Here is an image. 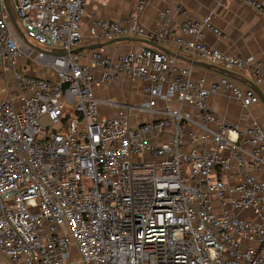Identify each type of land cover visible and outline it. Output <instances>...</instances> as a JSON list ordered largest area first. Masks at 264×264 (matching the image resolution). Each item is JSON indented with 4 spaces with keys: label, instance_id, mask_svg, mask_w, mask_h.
Wrapping results in <instances>:
<instances>
[{
    "label": "built area",
    "instance_id": "2783aa9c",
    "mask_svg": "<svg viewBox=\"0 0 264 264\" xmlns=\"http://www.w3.org/2000/svg\"><path fill=\"white\" fill-rule=\"evenodd\" d=\"M87 2L0 0V264H264V179L248 169V157L264 168V129L253 118L240 130L208 106L225 92L248 107L257 92L227 75L195 80L191 65L137 41L117 58L78 51ZM162 15L151 32L135 13L99 17L92 37L172 40L264 88L259 59L203 40L220 35L209 17L174 35ZM97 69L103 83L142 81L147 100L101 114Z\"/></svg>",
    "mask_w": 264,
    "mask_h": 264
},
{
    "label": "crops",
    "instance_id": "0c3cea01",
    "mask_svg": "<svg viewBox=\"0 0 264 264\" xmlns=\"http://www.w3.org/2000/svg\"><path fill=\"white\" fill-rule=\"evenodd\" d=\"M141 1L88 0L85 13L81 20V33L83 38L80 46L77 48L79 49L78 51L88 53L90 49L80 50V48L98 43L92 37V34L97 33L99 30L95 23V20L99 17L126 21L129 19L131 13H135L138 17L139 24L146 32H151L159 29L166 21L167 16L162 15V12L168 9L171 12L170 33L174 35L179 34L181 32L179 29L181 24L189 19L209 17L211 22L220 30V35L207 29L203 31V40L209 46L229 54L242 56L252 55L261 61L264 68V0H257L261 4L260 9L245 0H145V6L142 10H139L138 5ZM184 36L186 38L192 37L188 34H184ZM139 38L149 39L146 36ZM134 43V41L125 40L105 45L104 48L112 57L117 58L119 55L129 51ZM139 43L147 44L137 41V44ZM161 45L194 60L209 63V61L203 59L198 53H183L172 40ZM22 46L26 49V45L22 44ZM178 61L182 66L191 65L192 78L195 80H203L205 84H209L211 81H217L224 75L216 67L193 65L182 59H178ZM82 62L87 63L88 59L84 58ZM26 70L39 76L50 77L54 75L51 69L27 68ZM95 76L97 78L95 93L101 101L100 112L103 115H114L118 108V102L142 104L147 100L143 92L142 81L133 80L128 77H120L110 84L103 83L100 82L101 72L98 69L95 71ZM231 78L235 79L242 86L251 87V79L248 76L245 78ZM260 88L264 93V88ZM208 106L211 111L224 118L227 122L236 125L240 130H245L250 126L253 118H256L264 129V104L261 99L245 107L232 95L219 92L211 95L208 100ZM193 111L195 110L193 109ZM152 117L153 115L148 113L143 115L141 120L146 121ZM132 121L133 123L136 122V120ZM188 127L194 130L198 128L196 125H190ZM248 169L256 177L264 179V168L251 162L249 157Z\"/></svg>",
    "mask_w": 264,
    "mask_h": 264
},
{
    "label": "water",
    "instance_id": "95a60500",
    "mask_svg": "<svg viewBox=\"0 0 264 264\" xmlns=\"http://www.w3.org/2000/svg\"><path fill=\"white\" fill-rule=\"evenodd\" d=\"M9 11V14L12 18V21H13V25L17 31V33L19 34V36L21 37V39L27 43V38L24 34V32L21 30L15 16L13 15L12 11L10 9H8ZM125 40H129V41H141V42H144V43H147L161 51H164L178 59H182V60H185L193 65H198V66H202V67H216L218 68L222 74L224 75H227V76H231V77H237L236 75H234L232 72L226 70V69H223V68H220V67H217L213 64H209L207 62H202V61H197V60H194L193 58H190V57H187L185 55H182L178 52H175V51H172L166 47H164L163 45L157 43V42H154L152 40H149V39H144V38H135V37H130V36H122V37H116L114 39H111L107 42H101V43H95V44H92V45H88V46H84V47H81L80 50H85V49H92V48H98V47H101V46H105V45H108V44H112V43H115V42H119V41H125ZM79 50V49H77ZM68 86V83H63V87H67ZM251 88H253L257 94L259 95L261 101L263 102L264 104V93L262 92V89L260 88V86L258 85H255L252 81H251Z\"/></svg>",
    "mask_w": 264,
    "mask_h": 264
},
{
    "label": "rangeland",
    "instance_id": "374dc122",
    "mask_svg": "<svg viewBox=\"0 0 264 264\" xmlns=\"http://www.w3.org/2000/svg\"><path fill=\"white\" fill-rule=\"evenodd\" d=\"M22 41H23V40H22ZM23 42H24V41H23ZM209 64H213V63H210V62H209ZM74 257H75V254L72 256V258H74Z\"/></svg>",
    "mask_w": 264,
    "mask_h": 264
}]
</instances>
